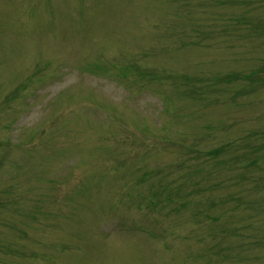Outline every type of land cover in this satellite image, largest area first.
<instances>
[{
    "label": "rangeland",
    "instance_id": "1",
    "mask_svg": "<svg viewBox=\"0 0 264 264\" xmlns=\"http://www.w3.org/2000/svg\"><path fill=\"white\" fill-rule=\"evenodd\" d=\"M259 69L264 0H0V264H264Z\"/></svg>",
    "mask_w": 264,
    "mask_h": 264
}]
</instances>
